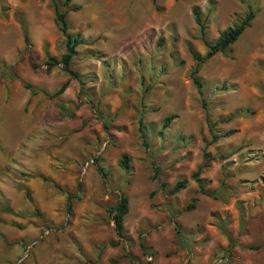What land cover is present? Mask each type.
<instances>
[{"label":"rangeland","instance_id":"374dc122","mask_svg":"<svg viewBox=\"0 0 264 264\" xmlns=\"http://www.w3.org/2000/svg\"><path fill=\"white\" fill-rule=\"evenodd\" d=\"M53 1L89 44L75 77L49 66L64 53L50 0H0L13 76L0 75V264H264V0ZM193 9L209 43L254 14L226 57L199 66L201 96ZM203 164L209 196L190 180ZM118 197L123 240L108 213Z\"/></svg>","mask_w":264,"mask_h":264},{"label":"trees","instance_id":"16d2710c","mask_svg":"<svg viewBox=\"0 0 264 264\" xmlns=\"http://www.w3.org/2000/svg\"><path fill=\"white\" fill-rule=\"evenodd\" d=\"M150 1L154 5L155 0H150ZM50 2L52 5V8H53V13H54V18H55L57 29L60 32L62 38L64 39V53L60 56L58 61H54L53 59H48V62L52 63V64H49V66L53 65V64H59L61 66V69L63 72L70 75L71 77H75V75L69 69L71 59L74 55L75 49L77 48V46L89 45V44L82 41L77 33L74 35H71L68 33V27H67L66 22H65V15H66L67 10H65L63 12H59L57 4L53 0H50ZM70 2H71V0H63L62 4H63V6L67 7L70 4ZM68 11L74 12V11H76V9L70 8V9H68ZM191 13L193 16L194 24L198 28L200 41L202 42L203 46L206 49L204 56L201 58L197 54H195L194 52H191V51L189 52L191 60L194 63V68L191 70V72L189 74V80H190L191 84L195 87L197 94L199 96H201V92H200L201 84H200L199 79L196 76L198 73L199 66L202 65L203 63H205L207 60H209L210 58H212L216 54H220V55H223L226 57L229 53V47L233 43H235L236 40L239 38V36L243 33V31L249 27L250 22L254 18V14L251 12V10H249L243 16V18L237 22V24H235L233 27L225 29L223 32H221L218 35V37L216 38V40L213 43H209L204 39V24L200 20V16L198 14V11L196 9H193L191 11ZM19 23H20V27H21L23 43H24V45H27L25 27L21 21H19ZM0 67H3L2 71L0 73L2 78H6V79H12L13 78V76L7 72L6 68H4V65L2 62H0ZM23 88L29 89L26 86H23ZM64 88H65V86H61V88H59V90L55 93V95L56 96L59 95L63 91ZM172 118L173 117H168L162 121V125H161L162 130L167 126V124L169 123V121ZM138 132L140 134L141 140H144L143 134L139 130H138ZM232 134H233L232 131H228L225 134H223L221 136V138L229 137ZM211 139H212V141H215L217 138L212 136ZM118 166H120V168H122L124 170L127 169L128 158L125 155L121 156V159L118 162ZM206 167H207L206 164H203L200 167H198L196 169V172L190 175V180H192L196 184L198 193L209 196L203 192L201 182L198 179L199 172L201 171V169H204ZM185 185H186V180L176 181L173 184V186L171 187V189L167 192L166 195L167 196H173V195L177 194L179 191H181L185 188ZM159 187L161 189V188H163V185H160ZM192 203H193V201H192ZM192 203L188 204L184 208L185 212L192 209ZM126 212H127V200L124 197H118V200H117L115 206L108 212L109 216L111 217V220L113 222L114 235L119 240H123L124 232H123V226H122V219L125 216ZM140 247H141V245H140Z\"/></svg>","mask_w":264,"mask_h":264},{"label":"built area","instance_id":"2783aa9c","mask_svg":"<svg viewBox=\"0 0 264 264\" xmlns=\"http://www.w3.org/2000/svg\"><path fill=\"white\" fill-rule=\"evenodd\" d=\"M50 233H51V230H45V231H43V232L40 234V236H39V238H38V241H40L41 239L47 237ZM27 250H28V248H27ZM27 250L24 251L23 256L26 255ZM22 259H23V258H22ZM22 259H20V260L17 261L18 264L22 261Z\"/></svg>","mask_w":264,"mask_h":264}]
</instances>
